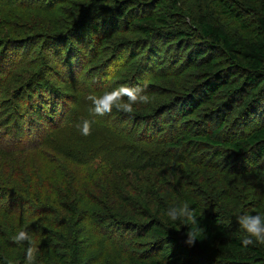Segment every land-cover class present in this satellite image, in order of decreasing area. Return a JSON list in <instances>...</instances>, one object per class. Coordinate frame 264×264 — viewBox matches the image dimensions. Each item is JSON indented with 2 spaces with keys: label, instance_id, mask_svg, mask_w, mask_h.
<instances>
[{
  "label": "trees",
  "instance_id": "obj_1",
  "mask_svg": "<svg viewBox=\"0 0 264 264\" xmlns=\"http://www.w3.org/2000/svg\"><path fill=\"white\" fill-rule=\"evenodd\" d=\"M57 1L62 3V5L60 6ZM87 1L90 2L89 8L95 7L96 3H98L95 0ZM171 1L175 5L182 0ZM84 2L85 0H64V2L62 0H55L54 2L51 0H32L23 3V6L28 8L27 15L32 22L41 29L38 31L53 30L57 34H62V31L66 32L65 37L60 35L62 37L61 41L57 42L58 45L55 42L54 47L58 50V46L64 43L67 49L66 58H76L81 57V54L84 56L93 44V41L87 39L88 35L79 28L81 24L84 25L85 19L79 23L75 22L88 8ZM103 2L115 3L111 7L114 10V18L112 13L108 12V15L105 16H109L108 21L103 23L105 21L103 19L99 25L95 23L96 18L93 17L94 15L90 16V21H92L90 24L91 30L96 32L107 25L110 34L117 33L116 36L112 35L114 37L100 38L99 40L100 42L104 41L103 51L107 55H110L112 51H116L118 53L116 58H118L123 49L127 50L128 53V57L121 60V64L117 65L111 71V74L115 72L126 73L131 61L137 55H135L134 51L136 45H132V43V46L128 45L126 41V38H130L127 32L133 34V29H135L143 37H151L152 32L164 30L160 26H166V30L169 31L165 34L166 38L198 35L199 41H202V44L207 46V50L213 49V47L218 48V50L221 49L226 54L231 67L240 71L248 95L245 97L246 93L236 95L241 90H238L237 93L232 90L219 104L224 105L221 109L224 110L223 113L226 112L225 116H229L227 113L236 109L234 111L237 114L236 120L232 116V119L220 120L217 126L211 125L208 128L205 125L206 130L200 133L199 125L207 124V121L214 119H198L201 121L193 124L196 128L193 133H189L186 129L169 141H159L156 138L152 143L148 142L151 147L149 145L144 146V151L149 150L152 155H142V159L138 158L136 161L134 159L133 162L114 160L108 157L106 153L101 152V158L107 164V168L95 171H87L82 167L83 161H80L76 154L75 159L69 156L71 153L66 156L57 155V150L50 149L52 145L42 137L44 134L39 135L37 133L30 140L24 135V132L11 137L7 155L13 160L3 168L11 169L9 172L11 176L18 175L21 178V184L23 176H26L29 180L33 178L34 172L31 168L33 162L37 170H39V165H42L44 159H48L49 162H57L52 166V172L57 177V180L50 187L57 194H55L54 198H51L50 203L43 197L45 196L44 193H49L47 189L39 187L38 196L33 191L34 194L31 193L30 188H34L35 181H30V185L13 187L11 184L13 182L9 184L7 183V178L3 179L4 182L1 184L11 186V190L9 188L3 189L0 186V220L1 223L6 225H0V264H13L10 261L15 262V264L16 262L18 264L25 262V257H22L23 252L17 253L14 251L19 250L18 248L24 250L25 244L21 246L14 243L12 237L18 230H14L11 233V225L16 228L21 225L24 227L23 229L28 230L34 245L36 244L39 248L37 249L36 257H38L40 263L87 264L86 257H80V243H82L83 237L80 229L77 228L85 219L86 223L88 222L87 220H92L104 226L114 225V227L116 226L124 231L134 232L133 237L137 239V243L133 242V246L136 249L135 254L129 257V264H264V245L242 246L241 240L244 233L239 229L238 224L234 223L236 216L239 214L259 213L264 215V196L248 201V195H246L243 197L244 208L238 213L235 205L240 201L241 197L237 194L238 190H236V193L234 192L235 188L239 189L241 186H239L240 182L235 176L237 173H247L250 166H254L256 169L264 166V124L244 133L246 126L252 121H256L255 113L252 112V108L249 105L257 90L264 86V0L208 1V8L206 9L212 14L222 15L232 20L237 26V33L233 34L200 15L196 18L197 24L185 22L182 17H179L180 19L176 18L178 21L182 19L177 27L176 25L175 27L167 26L165 14H155L154 16L151 13H140V16L126 17V12L133 6L146 7L149 4H153L155 7H159L160 0H152L151 3L148 0H104ZM71 3H75L80 8L84 7V10H81V13L79 12L80 10L66 12L65 4L70 5ZM56 6L57 8H55ZM256 9H259L260 15H256ZM121 17H123V21L127 20V22H123L124 26L118 29V22ZM7 18L4 21L7 26L1 29V33L22 38L27 31H31L27 29L28 27L19 14L15 16L12 11ZM130 24H133L135 28L130 27ZM19 25H22V28ZM37 34L41 33L38 32ZM162 36H164L163 32ZM95 38L97 39L98 37L95 36ZM120 45H124L121 48L122 50ZM197 45L195 44V46ZM129 46L132 47L130 50L127 48ZM165 50V58L168 57L167 66H171L172 70L158 73L154 70L148 71L145 76L146 83L143 85L144 92H147L149 85L151 87L155 86L156 89L152 91L150 89L149 93L147 92L149 97H162V102H165L163 105L177 103L183 107L186 105L189 107L188 102L192 92V90L189 91L191 89L188 87L189 84L185 87L181 86V90L176 91V93L178 92L177 95L175 94V96L173 95L168 99L164 97L166 94L164 93L165 88L158 84L152 85L161 79L170 78L173 74H176L175 77H177L181 71L182 66L177 65L180 58L176 48L170 50L169 45H167ZM145 51L149 52L147 47ZM90 52L92 51L90 50ZM203 55V50L192 49L184 55L185 64L183 65L186 67L191 66L194 64L195 56L202 57ZM91 56L93 58L94 54ZM107 59L108 57L105 60L103 57L100 58L101 61H104V72L108 66L106 64ZM86 62L89 65L87 71L92 69L90 73L93 76L96 75L95 69L99 64L90 65L91 63L88 59H86ZM116 63L117 61L114 64ZM141 65L142 63L140 64L139 61L136 73L131 82L128 83L129 86L136 87L142 83L143 79L138 74V72L141 73ZM3 70L0 68V74L4 72ZM217 77L216 74L209 73H203L196 77V79L203 81V84L207 86L205 89L207 95H205L204 102H201L198 106L195 105L193 110L209 102L215 96L219 88V85L216 86L214 82ZM228 77L220 78L221 87L224 84H228ZM148 82L149 85H147ZM179 96L182 97L179 98ZM174 97H177V99L173 101ZM237 101L238 103L235 104ZM162 102L150 101L147 104L140 105L137 111L150 114L154 112L151 109ZM259 104L253 106L255 112ZM34 107L32 108L31 106L32 121H46L53 125L63 124L62 122H52L53 112H50V116L42 117L43 109L50 108L51 111V109H54V105L47 107L45 103L41 102ZM201 110L203 111L204 108H201ZM179 111L183 112L181 108ZM191 112L189 110L183 113L182 116ZM243 112L244 115L246 114L245 116ZM261 113L264 119V110ZM240 116L241 119H239ZM37 122L32 125L36 129L30 126L28 129L39 131L40 128ZM231 122L235 130L238 127L240 129L236 131L238 137L233 140L229 138V141H225L220 138V132ZM17 140L20 141L19 144L12 142ZM156 144H159L160 148H162L160 153L163 154L164 151L168 150L165 153V156L169 154L166 158H162L163 155L156 156L154 154L156 151L154 145ZM123 147H127V145ZM197 147L201 149L213 147V154H205L207 151L204 150L202 161H196L191 153L193 154V149ZM183 148L186 149V152L179 158H174L169 153L170 149H181L180 151H182ZM2 151L0 143V153ZM124 151L121 149L122 154ZM12 152L16 154L10 155ZM21 157H23L24 161L21 160ZM223 160L225 163L220 164L219 162H223ZM234 160L238 162L239 168L234 165ZM196 164L198 165L196 166ZM138 182L144 184L140 185L144 196L142 200L137 199L134 195L135 193L131 192L132 194H129L127 191L131 183L137 184ZM57 185H60L61 189L65 191L63 196L60 194L61 191L58 190ZM125 189L129 194L126 198L122 197L120 192H126ZM231 190L233 191L231 192ZM207 191L209 193L214 192L212 194L214 198L213 200L202 201L204 192L207 193ZM248 194L250 197H254L252 191H249ZM22 195L25 197V202L30 203V198H32L34 202H38L36 203L37 205L33 206V208H20L17 210L18 206L25 207L21 203ZM116 201H121V203L116 204ZM124 201L125 205L123 204ZM184 201L189 203L195 216L198 217L199 227L203 229L197 236V241L191 247L185 244V233L189 230L188 227L179 221H168L163 216V213L169 207L182 204ZM78 205L81 210L80 213L77 212ZM19 214L24 217L22 221L11 220L12 218H18L17 215ZM67 223L70 225L68 226ZM108 228L113 231V227ZM54 242L57 245L54 247L53 254L49 256V251ZM165 248L171 249L172 252L166 257L165 263H163L159 260L158 255Z\"/></svg>",
  "mask_w": 264,
  "mask_h": 264
},
{
  "label": "rangeland",
  "instance_id": "obj_2",
  "mask_svg": "<svg viewBox=\"0 0 264 264\" xmlns=\"http://www.w3.org/2000/svg\"><path fill=\"white\" fill-rule=\"evenodd\" d=\"M29 1L32 0H0V33L2 32L1 29H4V27L7 26L4 21L11 16L10 15L7 18L8 14L12 11L15 16L19 14L22 21H24L28 27L27 29L31 30L27 31L22 38L6 33L0 34V68L4 69V72L0 74V143L3 149L0 153L1 188H9L11 190V186L9 187L8 185L1 184L4 182L3 179L7 178V183L10 184L13 182L18 184L15 185L11 183L13 187H19V185H30V181H35L36 183L34 188H30L28 186L31 193L35 192V195L38 196L40 188L47 189L49 193H44L45 196L43 197L50 203L51 198H54L55 194H57L54 190L50 189V187H52L57 180V177L52 172V166H54L57 162H49L48 159H44L42 161V165H39V170H37V167H35V163L33 162L31 165L34 172L33 178L29 180L26 176H23L21 184V178L18 175L11 176L9 175L11 169L3 168L13 160V158L7 155L10 147V138L15 135H20L21 132H24V135L28 137L29 140L37 133L39 135L44 134L42 137L45 138L46 142H50L52 145L50 149L57 150V155L66 156L71 153L69 156L75 159L76 154L77 158L79 157L80 161H83V165L81 164L82 167H84L87 171H95L101 168H107V164L101 158V152L106 153L108 157L114 160L119 159L126 162H133L134 159L135 161L138 160V158L142 159V155H152L149 150L144 151V146L149 145L156 138L159 139V141H169L172 138L177 137L186 129L189 133H193L196 129L193 124L201 121L198 119H214L207 121V124L199 125L200 133L206 130L205 125L208 128L211 125L217 126V123L220 120L232 119V116H234L233 119H237V114L234 113L236 109L227 113L229 116H225L226 112L223 113L224 110L221 109L224 105L219 104L223 101V98H225L227 94H230L232 90H235L236 93L238 90H241L236 95L239 93H246L244 97L248 95L245 90V85L243 84L242 75L240 74V71L231 67L226 54L221 49L218 50V48L213 47V49L207 50V46L203 45L202 41H199L198 35L166 38L165 34L169 31L166 30V26H160L164 29L163 31L156 30L152 32L151 37H143V35L133 29V34H129L127 32L130 38H126V41L128 45H131V43L132 45H136L134 51L135 55H137L135 56V59L131 61V65L126 73L115 72L111 74V71L116 68L117 65L121 64V60L128 57L127 50H122L121 48H123L124 45H120V49L122 51L120 52L118 58H116L118 55L116 51H112L110 55L104 53V41L100 42V38L105 39L108 37H114L117 33L110 34V30L107 25L101 27L100 30H97L96 32H92L90 26L92 21H90L91 18L89 17L94 15L93 17L96 18L95 23L99 25L103 19L105 20L103 23H106L109 16H105L108 15V12L112 13L114 18V10L111 9V7L115 5V3H104V0H95L98 1L96 6L89 8L90 2L85 0L84 3L88 6V8L80 18H78L80 15L76 17L78 19L75 22L79 23L85 19V22L83 23L84 25L81 24L82 26L80 25L79 28L81 31L85 32L86 35H88V40L93 41V44L89 47L92 52L88 50L84 56L81 54V57L66 58V44H60L58 46V50L54 47V43L56 42V45H58L57 42L61 41V36L65 37L66 32L62 31V34H57L54 33L53 30L38 31L41 29L36 27L37 24L32 22L30 17L27 15L28 8L23 6V3ZM51 1L54 2L55 0ZM62 1L64 2V0ZM148 1H150V3L152 2V0ZM160 1L161 3L159 7H155L153 4H149L146 7H139V5L133 6L126 12V17L140 16V13H151L154 16L155 14H165V22L167 23V26L175 27L176 25L177 27V25H180V21L182 19L178 21L176 18L182 17L185 22L197 24L196 18L200 15L204 16L210 22H215L230 34L235 32L237 33V26L232 20L227 19L222 15L212 14L208 9H206L208 8L207 5L209 0H182L175 5L171 0ZM59 5L61 6L62 3H59ZM55 8H57V6ZM83 8L84 7H78L75 3H71L70 5L65 4L66 12L80 10L79 12L81 13V10H84ZM258 10L259 9H256L255 11L256 15H260V11ZM19 22L22 23L21 20H19ZM123 22H127V20L123 21V17H121L118 22V29H121L122 26H124ZM130 22L132 23L131 20ZM127 24L129 25V23ZM19 26L22 28V25ZM130 27H134L133 24H130ZM103 30L105 31L102 32ZM38 32L41 34H37ZM162 32L164 36H162ZM95 36L98 38L96 39ZM176 43H178V45H176ZM195 44L198 45L195 46ZM167 45H169L170 50L176 48V52L180 58L178 59L177 65L180 67L182 66L181 71L177 77H175L176 74H173L170 78L161 79L152 85L158 84L161 85L162 88H165L164 93L166 94L164 97L168 99L173 95L175 96V94L177 95L178 92L176 93V91H180L181 86L185 87L189 84L188 87L191 88L189 91L192 90L189 97L190 100L188 102L189 107L187 105L183 107L181 104L177 103L163 105L165 102H162V97L153 96L150 97V101L156 100L161 101L162 103L154 107L152 106L153 108L151 107V110L154 112L150 110L152 112L150 114L147 112L137 111L142 104L134 105V112L132 114L118 111L115 108H113L111 113L104 116H95L90 112L92 104L87 97L89 95H100L105 89L111 90L121 84L128 85L136 73L139 61L140 64L142 63L140 71L142 74L139 72L138 74L143 80L138 86L141 87H143L144 83H146L145 76L148 71L150 72L154 70L158 73L161 71H169L170 69L172 70L171 66H167L168 57L165 58V47ZM131 46L127 48L130 50L132 48ZM146 47L149 52L145 51ZM195 48L203 50L204 55L202 57L195 56L194 64L186 67L183 65L185 64L184 55L188 51ZM90 54H94V57L92 58ZM101 57H103L104 60L108 57L106 60V64L108 66L106 67L105 72L103 71L104 61L100 60ZM86 59H88L91 63L90 65L99 64L95 69L96 75L93 76L92 73H90L92 69L87 71L89 65H87ZM115 61H117L116 64H114ZM175 67L174 69H176ZM203 73L213 75L216 74L218 77L214 80V82L216 86L219 85V88L216 91L217 93L215 96L209 102L193 110L195 105L198 106L201 102H204L203 100L206 98L205 95H207L205 93L207 86L203 84V81L201 82L196 79L197 76L202 75ZM139 76L137 77L139 78ZM221 77H228L229 81L228 84H224L223 87L220 85L222 83L220 82ZM147 85H149V82ZM147 88L148 93L150 89V91L156 89L155 86L151 87V85ZM174 89L176 90L174 91ZM147 92L146 94H148ZM180 97L182 96H179V98ZM176 99L177 97H174L172 100L174 101ZM41 102L45 103L47 107L54 105V109H51V111L50 108H47L46 110L43 109L42 117L46 115L50 116V112H53L54 117L52 122H62L63 124L53 125L46 121H32L33 115L31 117V106L32 108H35L34 106L39 105ZM237 103L238 101L235 102V104ZM255 104H259L256 108V112L253 110V106ZM249 107H251L252 112L255 113L254 116L256 117V121H252L249 124L250 126H246L244 133L264 124L263 115L261 113L264 110V86L257 90ZM180 108L183 112L179 111ZM201 108H204V110L202 111ZM189 110L192 112L182 116L183 113ZM83 119L95 121L92 124L90 135H82L77 127L78 123H80ZM239 119H241V116ZM36 122L40 128L39 131L29 130V126L32 127V125L36 124ZM32 128L36 129V127ZM238 130H240L239 127L235 130L234 125L231 122L229 125H226L222 132H220V138L225 141H229V138H232V140L236 139V137H238L236 131ZM12 142L19 144L20 141L17 140ZM148 142L150 143L148 144ZM124 145H127V147H123ZM154 148L156 150L154 153L156 156L163 155L162 158H166V156L169 155L167 154L165 156V153H167L168 150H166L167 152L164 151L163 154L160 153V151L162 152V148H160L159 144L154 145ZM121 149L125 150L123 154ZM180 150L181 149H170L169 153H171L174 158H179L184 155V152H186V149L184 148L182 151ZM193 150V154L191 153V155L194 159L196 161H202L204 150L207 151L205 154H213L214 148L211 147L201 149L200 147H197ZM13 154L16 153H10V155ZM21 160L24 161L23 157H21ZM182 161L184 162V160ZM219 163L222 164L225 163V161L223 160V162ZM237 163L238 162L234 160V165L239 168ZM197 165L198 164H196V166ZM235 176L240 182L239 186L241 185L239 189L234 187V192L236 193V190H238L237 194L241 197L240 201L235 205V208L239 213L240 210L242 211L244 208L243 197L248 195L249 198L247 197V199H249L248 201H251V199L256 200L264 196V166L257 169L254 166H250L247 173H237ZM226 179L229 180L228 178ZM151 184L154 185L153 182H151ZM140 185L144 184L141 182H138L137 184L131 183L127 188L129 190L127 191L129 194L131 192L135 193L134 195L137 199L142 200L144 199V196L141 192L142 187ZM57 188L61 191L60 194L63 196L65 191L61 189L60 185H57ZM127 191H123V193L120 191L122 197L126 198V196H129ZM232 191L233 190H231V192ZM249 191L253 192L252 195H254V197L249 196ZM213 193L214 192L209 193L208 191L207 193L204 192L202 201L210 199L213 200ZM21 203H23L25 207L18 206L17 210L20 208H33V206L37 205L36 203L38 202H34L32 198H30V203L25 202V197L22 195ZM115 203L119 204L121 201H116ZM123 204L125 205V201ZM126 205H128V203H126ZM77 212H81L79 205ZM17 217L18 218H12L11 220L22 221L24 219L22 214L17 215ZM87 221L88 222L86 223L85 219L77 226L83 237V241L80 243V257H86L85 259L88 262L87 264H129V257L135 254L136 249L133 246V242L137 243V239L133 237L134 232L129 230L124 231L116 226L114 227V225L104 226L103 224H98L92 220ZM234 223L237 225L236 220ZM0 225L6 226L1 223V220ZM67 225L69 226L70 224L67 223ZM108 227H113L114 233L112 230H109ZM23 228L24 227L21 225L17 228L11 225L10 231L12 233L14 230L19 231ZM61 231H63V229H61ZM156 240L158 239L156 238ZM56 245L57 243L54 242L51 250L49 251V256L53 254V250ZM27 246V243H25L24 250L18 248L19 250L14 251L17 253L23 252L22 257H25V249ZM36 247L39 249L37 245ZM171 252V249L165 248L161 254L158 255L159 260L165 263L164 261L166 257ZM82 253L83 255L81 256ZM10 263L15 264V262L11 261ZM16 264L18 263L16 262ZM21 264H25V262ZM35 264H42L40 263L38 257H36Z\"/></svg>",
  "mask_w": 264,
  "mask_h": 264
},
{
  "label": "clouds",
  "instance_id": "obj_3",
  "mask_svg": "<svg viewBox=\"0 0 264 264\" xmlns=\"http://www.w3.org/2000/svg\"><path fill=\"white\" fill-rule=\"evenodd\" d=\"M126 98V99H125ZM87 99L91 102L90 112L95 116H104L111 113L113 108L127 114L134 112V105L147 104L150 97L144 92L143 87H132L121 84L111 90L105 89L100 95H89ZM94 120L83 119L77 127L82 135H90ZM163 216L171 222H181L188 227L185 233V244L193 246L197 241V236L203 230L199 227L198 217L195 216L189 203L184 201L182 204L169 207ZM236 223L239 229L244 233L241 244L244 247L264 245V215L259 213H243L236 216ZM14 243L23 246L27 243L25 249V264H35L37 248L34 245L32 237L27 229H20L13 237Z\"/></svg>",
  "mask_w": 264,
  "mask_h": 264
}]
</instances>
